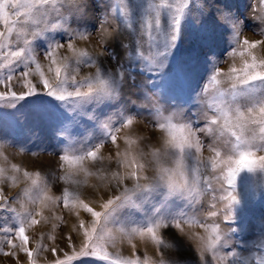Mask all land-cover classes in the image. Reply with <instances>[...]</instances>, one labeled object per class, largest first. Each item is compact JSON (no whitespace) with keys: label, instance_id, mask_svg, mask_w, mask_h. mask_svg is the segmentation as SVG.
<instances>
[{"label":"snow or ice","instance_id":"1","mask_svg":"<svg viewBox=\"0 0 264 264\" xmlns=\"http://www.w3.org/2000/svg\"><path fill=\"white\" fill-rule=\"evenodd\" d=\"M257 4L253 19L264 22V0ZM100 7V0H0V102L17 108L31 99V116L40 121L48 115L41 107L51 105L72 119L86 117L99 133L77 141L66 126L58 128L59 176L29 172L0 152V185L23 184L12 197L0 187V255L21 264L22 253L25 264H37L48 249L43 236L31 248L28 231L48 221L45 212L62 207L76 216L73 231L82 241L77 250L69 235L72 253L62 259L52 247L54 264H264V224L253 241L240 236V220L257 188L264 189V55L257 54L264 40L243 36L245 20L230 12L209 23L202 0H107L99 26L91 25L93 38L88 21ZM194 13L203 17L199 27ZM217 29L228 36L221 53L232 60L226 71L223 60L208 59ZM193 32L197 46L185 50V37ZM78 41L101 50L78 47ZM201 53L207 75L193 89L196 112L165 107L145 94L149 104L142 107L161 134L158 146L142 144L145 137H124L127 147L120 151L118 134L132 128L140 111L119 107L124 89L137 87L138 75L144 77L140 86L164 72L187 77ZM84 68L93 71L81 76ZM14 84L23 90H13ZM105 109L119 110L101 119L97 113ZM108 143L117 149L114 155L102 153ZM91 177L98 182L91 185L94 195L100 188L107 193L93 201L100 210L79 191ZM56 181L64 184L60 195L51 193ZM81 211L90 219L81 218ZM118 239L131 245V256L109 251ZM136 240L150 243L155 258L138 255Z\"/></svg>","mask_w":264,"mask_h":264},{"label":"rangeland","instance_id":"2","mask_svg":"<svg viewBox=\"0 0 264 264\" xmlns=\"http://www.w3.org/2000/svg\"><path fill=\"white\" fill-rule=\"evenodd\" d=\"M202 2H206L204 12L209 23H211L213 17L220 15V13L230 12L231 14L240 16L245 20L246 23L243 26V36H246L250 40H264V22L253 19L254 14L252 12V7H258L257 0H202ZM106 3L107 0H100L101 7L94 9L91 18L88 21V31L93 33V38H95V31L92 29L91 25L96 24L99 26L100 18L103 13V5ZM194 15L197 17L196 27H199L200 19H203V17H199V13H194ZM72 27H77V25L73 24ZM57 39H59V37H57ZM122 39H125L126 41L127 37L124 36ZM227 41L228 36L224 34L222 30L217 29L212 53L208 56L209 60H223L224 62L220 64V67L225 71L232 64V60L228 58L226 54L221 55V53H225V50L228 47ZM77 43L78 47L87 48L89 51L99 52L101 50L99 46H93L89 41H78ZM196 46L197 41L195 32L186 35L184 49L191 50ZM257 54L264 55V51L257 49ZM238 61L239 60L237 59L236 62ZM42 62L46 63V61L43 60ZM105 63L107 67L112 66L110 62L105 61ZM188 67L191 68V71L188 73L187 77L182 75L177 76L171 72H164L150 77L154 82L153 84L140 86L144 77L138 75L136 79L137 87L128 86L124 89V92L126 91L124 102L121 103L119 107L132 111L140 108L139 115L132 127L134 128V131L130 138L145 137L147 140L142 141V144L150 142L158 146L157 144L161 134L155 132L149 125V117L142 107L143 105L149 104V101L145 99V94L151 97L153 101H158L165 107H183L186 110H190L188 115L196 112L197 108L195 106V93L193 92V89L198 90L199 85L203 83L202 78L207 75L203 54L201 53L198 62L193 61ZM89 71L93 70L87 68L82 69L81 76L87 74ZM148 75L149 74H145V77ZM37 79L38 78L34 77L33 82H36ZM4 90L3 87H0V91ZM13 90L18 92L22 91V85L14 84ZM131 101H135V104H132ZM21 105L23 106L21 107ZM34 109L35 105H33L31 99H29L27 103L24 101L19 102L17 108H11L7 106L5 102H0V146L6 150L5 152L0 150V152L8 157L10 163L19 164L29 172L40 171L44 175H49V177H51L52 173L59 176L62 174L59 169V153L63 144L57 137L58 128L62 125L66 126L72 138L77 141H82L90 134L98 135V130L96 129L94 122L89 121L86 117L72 119L71 113L64 112L62 109H52L51 105L41 107L40 110L48 113V115H46L45 119L42 121L36 120L31 116V112ZM118 110L119 109H105L104 114L99 112L97 114L103 119L104 115L111 114ZM62 112L63 115H61ZM57 117H59V119H57ZM125 130L126 129H122L118 134V144H125L121 141ZM0 149L2 148L0 147ZM116 150L117 149L111 143H108L102 149V153H111L114 155ZM204 155L208 156L210 153L205 151ZM259 155H264V153H259ZM2 160L3 156H0V161ZM112 166L115 165L113 164ZM93 180H96L95 177L89 178V187L94 184ZM0 187L4 188L7 196L12 197L20 191L23 184L19 187H10L8 185H0ZM63 187V181H56L51 184V193L53 195H60ZM82 188L83 187H81L79 191L82 198L86 200V194L82 193ZM89 191L91 190L88 188V192ZM90 195L91 194L89 193L88 196ZM92 206L95 208L97 207L93 204ZM204 207L205 210H207V198H205ZM45 215L49 217L47 222H42L28 231V235L31 238L30 247L35 248L37 241H40L43 236V243L47 246L48 250H42L36 257L37 264H54L57 256H53L51 248L56 247L57 255L62 259L64 253H69V255L72 253V248L68 246L67 237L69 235L72 236V243L78 250L82 241V236L78 231H71L72 233L69 232L70 224H77V218L73 212L60 207L54 211L45 212ZM56 216H62L63 220L55 219ZM80 217H85L83 218L85 220L90 219V217L82 211ZM240 223L244 228V231L240 234L241 238L253 241L259 234L258 229L264 224V189L257 188L255 196L252 198L248 206L247 213L240 220ZM221 226L224 229H227L228 227L227 224H222ZM50 235L55 236V240L48 239ZM121 243L122 242L119 239L116 242V244ZM123 243L126 245L123 244V247L117 246L116 249L109 246V251H118L123 256H131V253L133 252L132 247L129 246L127 241H123ZM148 247L152 249V251ZM143 248L149 249L148 256L155 258V249L150 243L142 241L140 247L136 249V252L141 253ZM9 250L10 249L5 247V251ZM19 255L21 264H25V255L22 253ZM0 264H17V261L14 257L0 255ZM74 264H79V261L74 262ZM96 264H106V262L97 261ZM186 264H194V260L190 259Z\"/></svg>","mask_w":264,"mask_h":264},{"label":"bare ground","instance_id":"3","mask_svg":"<svg viewBox=\"0 0 264 264\" xmlns=\"http://www.w3.org/2000/svg\"><path fill=\"white\" fill-rule=\"evenodd\" d=\"M232 63V62H231ZM237 63V66L239 65V61L238 62H236ZM231 66V65H230ZM109 67V66H108ZM126 89V88H125ZM126 92V91H125ZM133 127V126H132ZM133 131H134V128H131V129H127L126 128V130L124 131V134H123V139L121 140L122 142H124V137H130L131 136V134H133ZM122 134V133H121ZM158 145V144H157ZM119 146H120V148H119V150L120 151H124L125 150V148L127 147V145L126 144H124V145H122V144H119ZM2 149H0L1 151H3V152H5L6 150H5V148H3L2 146H0ZM125 147V148H124ZM117 151V150H116ZM115 151V152H116ZM105 156H107V155H109V154H105V153H103ZM112 167H115V166H112ZM149 175H151V172H149ZM94 181V182H93ZM92 182L94 183V184H97L98 182H97V180H93ZM89 185H90V183H89ZM88 188H89V190H91V191H89L88 192ZM82 193H84V194H86L85 196H86V201L87 202H89V203H92L93 205H95V206H97L96 207V209H98V210H100L99 209V204L98 203H93V201H95V200H99L100 199V195H103L104 196V198H107V193H105V191H104V189L103 188H100L99 189V193H100V195H94V189L92 188V187H89V186H85V187H83L82 188ZM91 194L90 196H88V194ZM82 215V214H81ZM84 215V214H83ZM83 218H85V217H83ZM75 224H70V226H69V232L70 233H72L71 231H73V226H74ZM196 231H201L200 229H195ZM134 243H136V249H138L139 247H140V245H141V243H142V241H134ZM123 244H125V243H121V244H116L115 246L116 247H114L115 249L117 248V246L119 247V246H122L123 247ZM126 245V244H125ZM129 246H131V245H129ZM147 247V246H146ZM149 248V247H148ZM150 249V248H149ZM149 249H144L143 248V251L141 252V253H138L137 252V254L138 255H140V256H144L145 254H147V255H149L148 253V250ZM112 250V249H111ZM133 250V249H132ZM151 251H152V249H150ZM149 250V251H150ZM140 252V251H139ZM154 252V251H153ZM58 254V253H57ZM69 254V253H68ZM71 254V253H70ZM132 254V253H131Z\"/></svg>","mask_w":264,"mask_h":264}]
</instances>
